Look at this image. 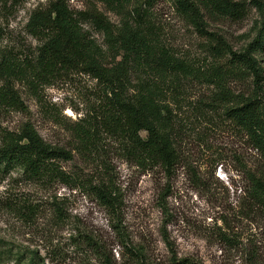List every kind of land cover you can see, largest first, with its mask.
<instances>
[{
  "label": "rangeland",
  "instance_id": "rangeland-1",
  "mask_svg": "<svg viewBox=\"0 0 264 264\" xmlns=\"http://www.w3.org/2000/svg\"><path fill=\"white\" fill-rule=\"evenodd\" d=\"M48 1L0 0L1 51L19 59L34 53L38 41L25 26L31 11ZM93 1L68 4L72 10L96 5L115 29L133 6L129 2L114 8ZM205 2L196 4L207 34L171 1L159 0L152 7L156 36L200 70L188 78L168 79L165 98L177 121L179 156L170 173L134 166L117 142L102 134L96 150L79 151L73 130L91 127L99 94L87 74L60 73L35 92L25 83H15L25 109L0 103V131L17 130L29 122L45 142L70 151L71 159L62 166L76 186L37 183L19 170L0 172V264H136L130 253L142 248L147 264H173L174 257L187 258V264H264V211L245 195L247 172L264 178V160L224 114L227 101L204 80L209 67L221 63L212 53L216 41L242 51L257 35V14L251 10L241 19H231L208 12ZM83 27L105 53L113 52L102 31L91 23ZM253 56L264 84V51ZM251 81L252 77H239L228 90L246 95ZM101 181L120 195L115 211L93 194Z\"/></svg>",
  "mask_w": 264,
  "mask_h": 264
},
{
  "label": "trees",
  "instance_id": "trees-1",
  "mask_svg": "<svg viewBox=\"0 0 264 264\" xmlns=\"http://www.w3.org/2000/svg\"><path fill=\"white\" fill-rule=\"evenodd\" d=\"M105 6L121 8L132 2L128 16L115 29L96 5L72 10L68 0H49L33 9L26 23L27 33L38 41L30 56L13 55L0 50V103L7 108L24 110L15 83H25L33 92L60 73L82 72L98 86L96 111L91 127L74 129L79 151L96 150L98 135L117 142L127 161L142 169L174 171L179 162L176 147V120L165 98L176 75L188 78L197 70L185 58L180 59L160 39L152 27V7L159 0H94ZM93 1V2H94ZM186 16L192 25L206 33L197 0H167ZM199 3V2H198ZM205 10L231 19H241L248 11L257 14L256 37L242 51H234L216 41L213 55L219 66L209 67L210 81L227 101L224 114L244 133L264 160V84L261 69L253 56L264 51V0H206ZM203 8V6H202ZM91 23L105 35L108 55L83 24ZM207 34V33H206ZM1 36V35H0ZM222 68V69H221ZM215 70L212 77L209 72ZM200 71V70H198ZM204 74V73H203ZM245 75V76H244ZM252 77V89L246 95L228 90L237 78ZM211 78V79H209ZM71 152L45 142L29 122L17 130L0 131V172L19 170L27 179L41 184L73 183L62 162ZM246 199L264 211V178L248 171ZM76 184L73 183L72 188ZM99 202L111 211L120 204V195L109 182L93 187ZM165 235V234H164ZM163 240L171 250L166 236ZM130 253L136 264H147L144 250ZM106 261V260H105ZM173 264H187V258H173ZM107 262V261H106Z\"/></svg>",
  "mask_w": 264,
  "mask_h": 264
}]
</instances>
